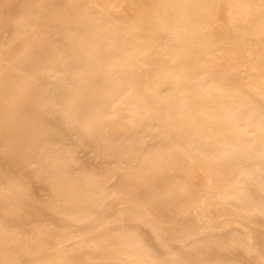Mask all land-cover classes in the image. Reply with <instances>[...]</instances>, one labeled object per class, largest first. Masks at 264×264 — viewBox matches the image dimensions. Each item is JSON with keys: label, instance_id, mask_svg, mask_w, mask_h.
<instances>
[{"label": "bare ground", "instance_id": "1", "mask_svg": "<svg viewBox=\"0 0 264 264\" xmlns=\"http://www.w3.org/2000/svg\"><path fill=\"white\" fill-rule=\"evenodd\" d=\"M55 9L0 0V99L21 122L0 135V199L25 204L3 203L0 230L42 228L26 244L0 239L3 264H51L53 247L76 243L104 249L69 264H264V0H82L68 17ZM17 72L27 87L8 81ZM27 83L41 89L34 110ZM129 155L134 174L154 175L134 206L113 201L135 184ZM177 169L199 188L191 197Z\"/></svg>", "mask_w": 264, "mask_h": 264}, {"label": "rangeland", "instance_id": "2", "mask_svg": "<svg viewBox=\"0 0 264 264\" xmlns=\"http://www.w3.org/2000/svg\"><path fill=\"white\" fill-rule=\"evenodd\" d=\"M82 2V0H49V9H50V13H54L55 12V6H58V10L62 13V15H64L65 17H68V15L70 14H74L76 12H78V6L79 4ZM125 13H128V10H125ZM112 12L110 11L108 14V17L112 19ZM6 17V11H0V18L3 20ZM124 16L120 17L117 19L118 23L121 22L124 18ZM41 27L44 29L48 28V25L45 23V19L41 20ZM43 32L40 29H34L32 31V40L35 42H39L42 39L43 36ZM24 44H27L26 41L23 42ZM15 51H17V48H13L9 50V55L13 56L12 54L15 53ZM259 53H260V49H259ZM224 63L223 66H226L229 62V55L227 54L225 56L224 59ZM156 63L158 65L161 64V60L160 59H156ZM12 75H10L8 77V81L9 82H20V84H23L27 87L26 83L22 82L20 80V74L17 73H11ZM252 78L256 79L257 77L255 75L252 74ZM28 84V83H27ZM29 85V84H28ZM25 89V88H24ZM28 93H27V99H28V108L29 109H33L35 108L34 106V101L41 95V89L40 87H36L34 85H29L28 86ZM8 109H9V105L2 99H0V121L2 123V129H0V135H3L2 132L3 129L11 132H14V128L17 129V126L21 125V122H19L18 119H16L15 116H10V113H8ZM27 113V111H26ZM42 117V119L44 120V122L46 124L49 123V119L47 118L46 114H42L40 115ZM27 117V116H26ZM121 123L120 120H116L114 122V125H119ZM9 124H11L12 126H10ZM122 125V124H121ZM21 127V126H20ZM20 129V128H19ZM39 139L38 136H36V139ZM5 147V144H3V142H0V148ZM129 173L128 174H133L134 178H135V184L132 188L128 189L125 193H120L117 197L113 198V201H117L120 202L124 205H128V206H134L137 205L141 202L144 201L146 195L148 193H150L151 189H152V182L154 179V175L150 174L149 172H143L140 175L134 174V172H132L134 170V167L137 165V160L133 155H129ZM10 166H19V163L16 162L15 159H12L10 161ZM34 166V165H32ZM168 173L164 172V171H159L155 174V177L157 179H163L165 177H167ZM174 175H175V181L179 182V181H184L188 188H189V194L188 196H192V194H194L199 188L193 183V181L191 180V178L186 175V174H182L180 172L179 169L174 170ZM139 181L144 183V187L139 186ZM161 189H158L155 194H154V201L156 203H164L167 199V196L164 192L160 191ZM192 200V198L190 199ZM7 201V202H11L12 204H16L17 206H25V204L21 203V201L16 200L15 198H5V199H0V213L2 214V220L4 222L8 221L9 216H8V211L3 209L2 205L3 203ZM196 204V202H194V205ZM142 211H147V209H144L143 206L140 207ZM151 217L153 218L154 221H156L158 219V212L154 211L152 213H150ZM56 218L61 219L62 216L60 214H56ZM230 220V217H227L225 219H223L220 223H224ZM213 221V220H212ZM42 226H49V219H45V221H43ZM88 225V226H87ZM91 227L92 224H83L82 227ZM253 227H249L247 228V230H253ZM19 231H21L20 233H16L13 230H0V239H9V240H13V241H18L21 240L22 242H24L25 244L28 243L30 241V238L35 237L38 233H40L42 231V228L40 227H36L33 226L31 224H29L27 221H23L20 225H19ZM48 232H51V229L48 228ZM67 230L62 231V234H66ZM104 249V245L103 244H98V243H76L74 245H70V246H66V245H56L55 247H53L51 249V252L47 255L48 257H50L52 259L51 264H69L70 262H73V259H75L74 257H76L79 254H83L84 252H98ZM33 250V249H32ZM19 259H22L23 257V253L19 254ZM6 259H10V257L5 256L3 258H0V264H3L4 261ZM97 260H95L94 258L90 259L89 263L90 264H94L96 263Z\"/></svg>", "mask_w": 264, "mask_h": 264}]
</instances>
